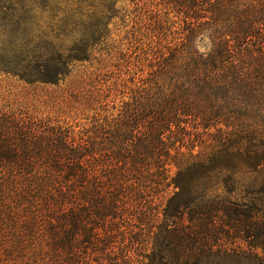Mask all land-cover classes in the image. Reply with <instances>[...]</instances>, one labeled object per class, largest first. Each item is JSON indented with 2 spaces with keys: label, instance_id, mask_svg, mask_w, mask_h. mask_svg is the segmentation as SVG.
Instances as JSON below:
<instances>
[{
  "label": "trees",
  "instance_id": "trees-1",
  "mask_svg": "<svg viewBox=\"0 0 264 264\" xmlns=\"http://www.w3.org/2000/svg\"><path fill=\"white\" fill-rule=\"evenodd\" d=\"M93 3L0 26V264H264V0Z\"/></svg>",
  "mask_w": 264,
  "mask_h": 264
},
{
  "label": "rangeland",
  "instance_id": "rangeland-1",
  "mask_svg": "<svg viewBox=\"0 0 264 264\" xmlns=\"http://www.w3.org/2000/svg\"><path fill=\"white\" fill-rule=\"evenodd\" d=\"M93 2L94 0H0V17L4 18L0 26L8 24L10 28L31 27L42 31L51 21L49 14L56 16V22L69 14L78 20L80 12H94ZM116 34L118 31L113 32V36Z\"/></svg>",
  "mask_w": 264,
  "mask_h": 264
}]
</instances>
